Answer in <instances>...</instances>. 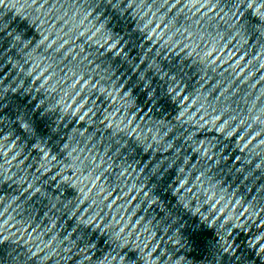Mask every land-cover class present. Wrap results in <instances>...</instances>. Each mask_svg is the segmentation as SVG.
<instances>
[{"label":"clouds","instance_id":"clouds-1","mask_svg":"<svg viewBox=\"0 0 264 264\" xmlns=\"http://www.w3.org/2000/svg\"><path fill=\"white\" fill-rule=\"evenodd\" d=\"M0 264H264V0H0Z\"/></svg>","mask_w":264,"mask_h":264},{"label":"water","instance_id":"water-1","mask_svg":"<svg viewBox=\"0 0 264 264\" xmlns=\"http://www.w3.org/2000/svg\"><path fill=\"white\" fill-rule=\"evenodd\" d=\"M207 235H211V233H208Z\"/></svg>","mask_w":264,"mask_h":264}]
</instances>
